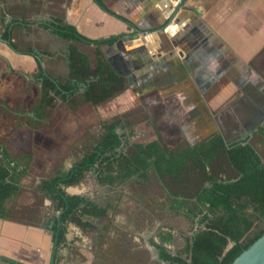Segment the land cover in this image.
<instances>
[{
  "label": "crops",
  "instance_id": "crops-1",
  "mask_svg": "<svg viewBox=\"0 0 264 264\" xmlns=\"http://www.w3.org/2000/svg\"><path fill=\"white\" fill-rule=\"evenodd\" d=\"M53 22L70 25L92 40L122 37L97 48L57 36L48 26ZM71 47L87 57L90 69L100 58L123 77L124 91L101 104L117 107L109 121L121 119L124 106L146 108L149 116L162 107L169 131L182 134L180 148L196 146L215 132L228 141L227 128L221 125L234 113L227 111L233 104L263 101L259 108H264V0H0V146L13 160L31 156L17 195L6 203L11 219L0 218V264H53L55 258L51 227L60 213L39 185L75 163L66 167L69 134L75 129L70 120L48 122L49 116L59 118L61 103L69 104L59 96L52 105L42 104V84L43 79L57 85L67 80ZM83 90L81 86L75 95L82 96ZM13 105L20 111H12ZM121 122L127 126L123 131L135 132L134 126ZM61 130L68 133L66 139L59 137ZM133 135L128 136L131 142L154 139L134 141ZM110 188L116 187L99 184L94 170L65 187L66 194L88 198L106 211L100 218L84 217L87 225L66 224L56 264L159 261L157 234L170 227L142 221L141 229L136 222L117 221Z\"/></svg>",
  "mask_w": 264,
  "mask_h": 264
},
{
  "label": "trees",
  "instance_id": "trees-1",
  "mask_svg": "<svg viewBox=\"0 0 264 264\" xmlns=\"http://www.w3.org/2000/svg\"><path fill=\"white\" fill-rule=\"evenodd\" d=\"M48 26L63 39L93 44L97 48L111 45L122 37L92 40L67 24L53 22ZM96 55L99 58L98 50ZM69 67L64 83L57 85L43 79L42 104L52 105L54 97L59 96L73 110L76 108L74 96L83 86V102L97 107L125 89L123 77L103 59H97L96 68L90 69L87 57L74 47L69 50ZM101 127L103 133L93 147L67 172L40 182L39 192L51 199L54 209L60 213L51 227L53 264L64 244L68 222L83 226L87 225L82 221L84 217L105 215V208L88 198L65 192V187L77 184L89 170L95 171L99 184L110 187L120 186L132 178L137 183H148L150 172L156 175L170 197V210L196 224L188 238L185 256L173 255L166 247L174 239L171 229L157 234L159 256L169 264H230L264 234V161L251 144L227 146L222 133L215 132L196 146L170 150L158 137L145 143L129 141L128 136L134 133L123 131L127 126L120 118L103 120ZM259 131L264 135V126ZM0 155V218L11 219L12 212L6 203L17 195L20 181L28 173L31 156L13 160L1 146Z\"/></svg>",
  "mask_w": 264,
  "mask_h": 264
},
{
  "label": "rangeland",
  "instance_id": "rangeland-1",
  "mask_svg": "<svg viewBox=\"0 0 264 264\" xmlns=\"http://www.w3.org/2000/svg\"><path fill=\"white\" fill-rule=\"evenodd\" d=\"M74 99L76 101L75 109L72 110L69 108L70 106L66 107L64 103H61L59 107L60 110L57 112L59 113V118L56 119L55 117L52 118L49 116L48 121L49 123H54L55 125L67 123V120H70V122L73 123L75 130L69 134L72 141L67 139L68 141H71V146L68 148L69 155L67 156H69V159L66 167H70L74 162L78 161L83 154L88 152L93 147L95 142L103 133V129L101 127V123L104 120L103 118H108L105 120H110L112 119L109 118L112 116L111 114L114 115L117 112V107L115 106L113 107V110L106 109L104 105L93 108L89 104H85L82 100V96L79 94L75 95ZM252 102L253 104L250 101H244L241 105L239 103L236 105L233 104L231 111L227 109L228 113L232 111L234 112L227 115L224 118L225 124L222 123L221 125L222 127L227 128V131H224L227 140L232 139L234 134H237L233 131V129L237 130L239 128L238 125L245 129L249 127L250 123L254 124L258 121V118L261 115L260 112L264 113V108H259V105L262 104L263 101ZM158 108L153 110L155 113L153 116H149L146 108L145 110L143 108H130L127 110V107L124 106L122 113H120V117L128 126L135 127L133 135L134 141H146L148 139L158 137L157 135L159 134L160 137L165 139L169 144L168 148H180L183 144V142L179 140L182 134L178 131H169L170 125L168 121V125L166 123V119L169 118L165 114L166 109L162 107L160 109ZM10 109L12 111H20L16 105H13ZM156 109L158 110L156 111ZM150 117L152 118L151 120ZM8 119L9 117H7V121ZM217 120L220 121V117H217ZM14 121V118H12L13 123L17 122ZM237 122H239V124H237ZM151 126H155L158 129V134L155 133V131L151 132L148 130L152 129ZM139 128L141 131H138ZM58 134L61 139H66L68 133L61 130ZM252 144L254 145V142H252ZM260 144L258 146H254L257 148L256 151L264 161V140L262 143L260 142ZM62 167L64 168L63 164ZM161 187L163 186L159 184L156 175L151 172L150 183L148 184L137 183L130 179L116 188H110L108 191V199L114 203L117 202L118 206L113 212V218L117 221L136 222L140 228L143 227L142 221L147 223L148 226L152 223H155V226L158 224L169 226L174 239L171 247L168 249L171 254L182 253V255L185 256L184 252L187 248L188 238L191 236L196 224H194L190 219L184 217L182 214L175 213L169 209V198ZM146 209L150 210L147 211ZM153 226L150 229H152ZM155 264L163 263L157 261Z\"/></svg>",
  "mask_w": 264,
  "mask_h": 264
},
{
  "label": "water",
  "instance_id": "water-1",
  "mask_svg": "<svg viewBox=\"0 0 264 264\" xmlns=\"http://www.w3.org/2000/svg\"><path fill=\"white\" fill-rule=\"evenodd\" d=\"M174 10L175 9H173V12ZM118 45L120 46V41H118ZM177 54L180 57L183 56L181 50H177ZM154 249L157 259L163 264L168 263L161 260L157 248L154 247ZM230 264H264V234L260 236L254 243H252L247 249L242 251Z\"/></svg>",
  "mask_w": 264,
  "mask_h": 264
},
{
  "label": "flooded vegetation",
  "instance_id": "flooded-vegetation-1",
  "mask_svg": "<svg viewBox=\"0 0 264 264\" xmlns=\"http://www.w3.org/2000/svg\"><path fill=\"white\" fill-rule=\"evenodd\" d=\"M260 114L261 115L258 118V121L256 123H254V124L250 123L249 127L245 128V129L239 126V128L236 131H234L237 134H234L232 139H228V141L225 140L227 146L248 143V144H251V146L256 151L257 148L254 145L258 146L260 144V142L262 143V141L264 140V135L261 134V132L259 131V129L264 126V113L260 112ZM158 138H160V135H158ZM252 142H254V145L252 144Z\"/></svg>",
  "mask_w": 264,
  "mask_h": 264
}]
</instances>
